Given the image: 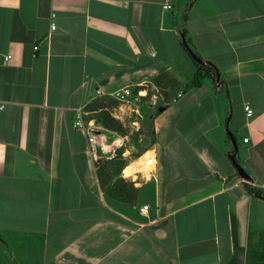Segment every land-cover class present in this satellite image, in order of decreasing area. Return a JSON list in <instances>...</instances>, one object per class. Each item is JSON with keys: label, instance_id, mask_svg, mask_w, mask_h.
<instances>
[{"label": "crops", "instance_id": "0c3cea01", "mask_svg": "<svg viewBox=\"0 0 264 264\" xmlns=\"http://www.w3.org/2000/svg\"><path fill=\"white\" fill-rule=\"evenodd\" d=\"M166 2L0 0V243L40 244L44 264L264 260V198L244 187L264 197V0ZM180 29L222 87L195 88L187 61L184 84L173 73L189 56ZM163 74L180 84L172 100L154 83ZM124 89L114 116L151 128L122 136L124 157L155 160L150 177L123 171L139 189L135 205L99 185L97 164L121 149L116 136L98 133L95 160L74 127L91 101ZM228 129L251 182L229 158Z\"/></svg>", "mask_w": 264, "mask_h": 264}, {"label": "trees", "instance_id": "16d2710c", "mask_svg": "<svg viewBox=\"0 0 264 264\" xmlns=\"http://www.w3.org/2000/svg\"><path fill=\"white\" fill-rule=\"evenodd\" d=\"M185 32H183V35ZM186 35V34H185ZM183 48L188 53L196 67V73L191 79L192 85L195 88H201L204 80L211 79L215 84V89L222 87L224 84L221 80V74L217 66L212 63L202 60L197 54L198 59L202 64L194 61L192 54L184 46ZM157 87L163 90L166 97L165 101L171 99L175 93L180 91V84L171 79L167 74H163L154 80ZM144 89L143 87L138 90ZM170 90L169 92H166ZM169 93V94H168ZM172 100V99H171ZM121 105V101L109 96L97 97L91 101L85 108V121H94L97 126H100L107 132L116 133L121 136H127L128 130L125 124L114 116V112ZM141 135V131L138 132ZM124 149H118L112 159L103 160L97 164V175L99 185L103 192L107 193L112 199L122 203L135 205L139 197V189L132 181H127L123 177V171L128 166V161L124 157ZM245 189L253 196L263 197V192L257 188L244 183Z\"/></svg>", "mask_w": 264, "mask_h": 264}, {"label": "rangeland", "instance_id": "374dc122", "mask_svg": "<svg viewBox=\"0 0 264 264\" xmlns=\"http://www.w3.org/2000/svg\"><path fill=\"white\" fill-rule=\"evenodd\" d=\"M181 22H182V24L180 26H183L184 23L186 22V19L182 18ZM181 32H183L182 29L179 30L180 37H181V40H182ZM175 59L176 58H174V60ZM185 59L186 60H184V61L183 60H181V61L179 60V63H178V66H177L179 68L173 70L174 74H177L179 76H183L184 77L183 84H184L185 81H187L186 76L182 75V73H186L185 69L183 70V68H184L183 63L185 61H187V67H188L189 70H190V67H192V64H193L191 58L189 56H187V54H186ZM194 67H195V65H194ZM181 68H182V70H181ZM209 81H211V80H209ZM124 102L125 101H121V105ZM85 115H86V113H85ZM125 126L127 127L128 136L130 137V140H135V139L138 140V139L141 138V137H139L140 135L138 134V132L133 130L131 128V126H129L127 124H125ZM150 129L151 128H143L141 130V133H142L141 135L144 134L143 136L151 137ZM131 166L133 167L132 163L130 165H128V167H126V169L130 168ZM126 169H125V171H126ZM132 171H135L134 168H132ZM137 173H142L143 175H145L142 171H137ZM135 185H136V183H135ZM258 262L260 264H264V260L261 262L260 259H258ZM0 264H44V259H43V255H42L41 245L40 244H28V243H25V242H23L22 244H19V245L12 244V243H5V242L0 243Z\"/></svg>", "mask_w": 264, "mask_h": 264}, {"label": "built area", "instance_id": "2783aa9c", "mask_svg": "<svg viewBox=\"0 0 264 264\" xmlns=\"http://www.w3.org/2000/svg\"><path fill=\"white\" fill-rule=\"evenodd\" d=\"M166 1L167 2L163 5V8L166 10L172 9V5L168 2L169 0H166ZM52 29H55L54 24H52ZM9 58L10 56L7 57L6 60H8ZM130 95H131V91L129 89H124L121 91H117L116 93L112 95V97L118 100H121V101H126L127 98L130 97ZM177 97L178 98L182 97V94L179 93ZM173 101H176V99H174ZM245 110L247 111L248 117L253 116V110L250 108V106H246ZM84 117H85V112L78 111L75 121H74V127L77 129H81L86 133L91 143V148H92V153H93L92 156L94 157L95 160H97V156H96V140L97 139L96 137L100 131H105V130H103L100 126H97L92 121L86 122ZM113 134L116 136V139L114 140V142H117L118 147L122 148L124 146V138L121 135H118L116 133H113ZM247 140L248 139H245V142H247ZM147 210H148V206L145 205L142 208H140V213H144Z\"/></svg>", "mask_w": 264, "mask_h": 264}, {"label": "water", "instance_id": "95a60500", "mask_svg": "<svg viewBox=\"0 0 264 264\" xmlns=\"http://www.w3.org/2000/svg\"><path fill=\"white\" fill-rule=\"evenodd\" d=\"M182 45L191 52L192 57L194 59V61L198 64H202L201 60L197 58V56L195 55V53H193V51L191 50L189 44L187 43L186 39L184 36H182ZM228 134L231 137V142L233 144L234 147V152L232 155H230V160L232 161L237 173L239 174V176H241L244 180L251 182L253 179L252 177L244 170V168L241 166V164L238 161L237 155H238V145L236 142V139L234 137V135L232 134V132L228 129ZM264 198V197H262Z\"/></svg>", "mask_w": 264, "mask_h": 264}, {"label": "bare ground", "instance_id": "6f19581e", "mask_svg": "<svg viewBox=\"0 0 264 264\" xmlns=\"http://www.w3.org/2000/svg\"><path fill=\"white\" fill-rule=\"evenodd\" d=\"M152 156H153L152 153H147L146 155H144L140 159L133 162L132 164H133L134 170L135 171H142L145 174V176H149V172L151 169H153V166L155 163V160Z\"/></svg>", "mask_w": 264, "mask_h": 264}]
</instances>
